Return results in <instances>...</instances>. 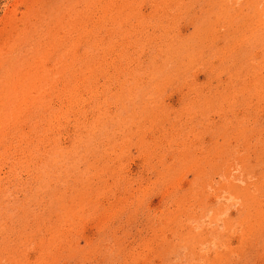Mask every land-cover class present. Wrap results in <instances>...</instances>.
Segmentation results:
<instances>
[{"label": "rangeland", "instance_id": "374dc122", "mask_svg": "<svg viewBox=\"0 0 264 264\" xmlns=\"http://www.w3.org/2000/svg\"><path fill=\"white\" fill-rule=\"evenodd\" d=\"M0 264H264V0H0Z\"/></svg>", "mask_w": 264, "mask_h": 264}, {"label": "bare ground", "instance_id": "6f19581e", "mask_svg": "<svg viewBox=\"0 0 264 264\" xmlns=\"http://www.w3.org/2000/svg\"><path fill=\"white\" fill-rule=\"evenodd\" d=\"M254 16V15H253ZM242 127V126H241ZM200 148V147H199Z\"/></svg>", "mask_w": 264, "mask_h": 264}]
</instances>
